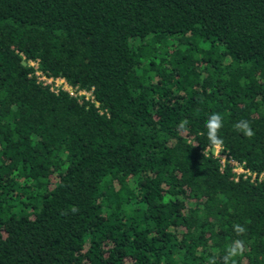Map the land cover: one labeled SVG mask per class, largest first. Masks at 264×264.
<instances>
[{
    "label": "trees",
    "instance_id": "16d2710c",
    "mask_svg": "<svg viewBox=\"0 0 264 264\" xmlns=\"http://www.w3.org/2000/svg\"><path fill=\"white\" fill-rule=\"evenodd\" d=\"M235 239L264 264V0H0V264H222Z\"/></svg>",
    "mask_w": 264,
    "mask_h": 264
},
{
    "label": "clouds",
    "instance_id": "9594fccd",
    "mask_svg": "<svg viewBox=\"0 0 264 264\" xmlns=\"http://www.w3.org/2000/svg\"><path fill=\"white\" fill-rule=\"evenodd\" d=\"M188 125L187 120H183L178 124L179 129H186ZM205 127L207 128V137L209 140L210 147L220 150L223 145V140L219 136V131L223 127V118L219 113H212L206 123ZM234 128L236 131L242 133L244 136L251 138L254 136V131L251 128V125L248 120L241 119L234 124ZM195 146V145H194ZM76 211V209H73ZM234 231L237 236L244 235L246 233L245 227L240 224L233 225ZM246 251L245 242L241 239H235L231 241V243L226 247L225 254L222 258V264H235L234 258L242 255ZM208 264H218V259L216 257H212L209 259Z\"/></svg>",
    "mask_w": 264,
    "mask_h": 264
},
{
    "label": "built area",
    "instance_id": "2783aa9c",
    "mask_svg": "<svg viewBox=\"0 0 264 264\" xmlns=\"http://www.w3.org/2000/svg\"><path fill=\"white\" fill-rule=\"evenodd\" d=\"M27 62L29 65H31L34 68L33 73L35 74L36 79L41 81L42 83L48 84L49 89H51L52 91H57L58 89L61 88V89L66 90L70 95L79 96L83 94L85 98L89 97L90 99H92V94L90 93V90H85L82 88H78L76 86H72L69 83H67L64 77L62 76L45 75L36 68V61L28 60ZM212 151L215 155L219 156V161L221 162V164H223V162L226 160L227 163L232 166V170H234L235 172L248 173V171L238 161L234 160L232 157L225 158L226 156L225 153L221 152L220 150L214 149V148H212ZM260 175H263V172H261L259 176Z\"/></svg>",
    "mask_w": 264,
    "mask_h": 264
}]
</instances>
